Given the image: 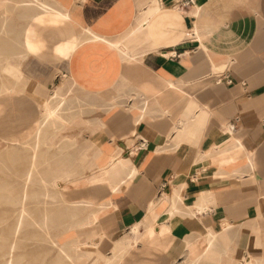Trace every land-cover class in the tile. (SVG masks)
I'll use <instances>...</instances> for the list:
<instances>
[{"label": "crops", "instance_id": "0c3cea01", "mask_svg": "<svg viewBox=\"0 0 264 264\" xmlns=\"http://www.w3.org/2000/svg\"><path fill=\"white\" fill-rule=\"evenodd\" d=\"M75 9L84 33L38 25L45 47L21 71L5 66L25 82L0 93V150L38 142L42 128L50 151L31 173L89 179L60 180V198L76 207L75 224L87 220L77 240L99 239L95 264L135 224L145 233L150 213L165 233L153 264H174L223 232L226 264L247 255L264 264V0H84ZM72 32L80 44L57 56ZM57 86L66 99L45 124ZM100 156L121 161L105 172ZM143 256L128 261L151 264Z\"/></svg>", "mask_w": 264, "mask_h": 264}, {"label": "rangeland", "instance_id": "374dc122", "mask_svg": "<svg viewBox=\"0 0 264 264\" xmlns=\"http://www.w3.org/2000/svg\"><path fill=\"white\" fill-rule=\"evenodd\" d=\"M22 1L27 0H12L13 3L11 4H14L15 6L22 4ZM46 1L52 2L51 0ZM65 1L66 5H68L67 10L69 9L76 20L72 18L66 20L62 25L45 27L50 28L51 31L58 32L59 29L61 30L65 26H77L78 29L76 33H84L81 32L83 31V27L79 22L77 10L75 9V3H80L81 0ZM22 11L23 9H20V7L14 8L11 11L12 14H9V16L11 15L9 18V30L6 33L0 28L1 85L3 83L8 85L17 82V79L4 71V68L6 65L12 63L17 65L18 69L21 71L22 60L25 56L20 55L19 52H25L28 49L27 46L32 47L35 50L40 49L41 47L40 45L30 44V38L24 34L28 25L36 32L40 33V31L38 30L39 24L34 20L28 18L25 19ZM0 12H3L2 8H0ZM69 36L70 37L63 42L64 46H66L63 50L65 56H68V53H70L69 51L71 50L73 39L76 37L80 38V36L75 35V32H72ZM68 43H70L69 46ZM32 53L35 52L28 50L24 54L27 57V55ZM64 55H61V57ZM24 82L25 79L22 78L15 85H22ZM51 84L52 86L54 85V83ZM69 89H71V87ZM60 97L65 101V96H62L61 94ZM70 98H74V96L71 95ZM72 101L74 100L72 99ZM52 128L53 129L47 131V133H58L56 130L57 128L53 126ZM36 144V140L22 145L7 144L6 147L0 150V188L2 187L0 189V264H81L77 260L83 253L80 247H78V240L75 233V227L80 225L79 223L75 224V222H73L76 215V207L74 205L70 207L62 200V198H60L62 196H59L56 192L58 188L55 185H43L36 180V182L31 181L32 183L30 182V184L29 182H24L25 174L28 172L31 173L34 169L35 171L41 170L40 167H42L43 164L42 159L40 158L41 156L39 155L42 150L46 148L45 150L50 151V148H48L49 144L39 142L37 149L35 147ZM58 145L59 144H52L50 147L53 148ZM33 153L36 154L37 158L33 157L35 158L33 159L31 157L34 155ZM34 163L35 165H33ZM33 175L38 177L47 176L48 174ZM67 175L70 176V174H63V176L62 174H58L57 176L62 180ZM49 187L53 189L51 190ZM43 188L48 189L43 190ZM45 193L49 196H44ZM23 194L31 195L30 197L27 196L28 200H26L27 198H23ZM32 194H34L35 197H32ZM3 196L5 201L2 199ZM16 197L18 199H16ZM24 199L26 201H24ZM60 199L62 201H60ZM24 209L27 216H24L25 219L22 222L23 224L18 225V228L17 224L19 223L17 219H19V214ZM12 246L14 247L11 248ZM203 248L204 245L202 240L198 239L195 242L194 247L189 249L188 254L180 256V261L178 260V263H175L195 264V259L200 258L196 264H213L211 262L213 256L206 259V261L202 259ZM95 260L96 259L85 264H95Z\"/></svg>", "mask_w": 264, "mask_h": 264}, {"label": "bare ground", "instance_id": "6f19581e", "mask_svg": "<svg viewBox=\"0 0 264 264\" xmlns=\"http://www.w3.org/2000/svg\"><path fill=\"white\" fill-rule=\"evenodd\" d=\"M19 1V0H18ZM52 2H47L46 0H27V1H22V4H18L12 5L11 3L12 0H0V8L3 9V12H0V28L2 31H4L5 33L9 30V24H10V16L9 14H12V10L14 8H18L20 7V9H23V16L25 17V19H30V20H34L37 24L39 25H44V26H57V25H62L66 22V20L68 19H75V17L72 16V13L69 11V9L67 10V6L66 5V1L65 0H51ZM84 0H81V2ZM80 2V3H81ZM17 4V3H16ZM20 5V6H19ZM22 16V17H23ZM21 17V16H20ZM80 18V17H79ZM158 21V20H157ZM74 22V21H73ZM171 22V21H170ZM81 24V23H80ZM80 26V25H79ZM52 28V27H51ZM86 28V27H85ZM50 29V28H49ZM84 30V28H83ZM85 31V30H84ZM83 32V31H81ZM88 32V30H87ZM169 32V31H166ZM26 36H28L31 40L30 44L33 45H40V49H42V47L45 44V37L40 34L39 32H36L32 27H29L26 29L25 33ZM197 34V33H196ZM18 36V35H17ZM25 36V37H26ZM8 38V36H7ZM19 38V37H18ZM28 38V39H29ZM26 40V39H25ZM27 41V40H26ZM81 38H74L73 42L71 43V50L72 51L77 45L80 44ZM30 42V41H29ZM70 43H68L69 46ZM26 45V44H25ZM24 45V46H25ZM28 49L25 51L27 52L29 51H33L35 53H37L40 49H33L32 47L27 46ZM45 47V46H44ZM66 48V46H64L63 43H61L60 45H57L55 47V54L57 56H61L64 55L65 53H63V50ZM39 48V47H38ZM70 49V48H69ZM120 49V48H119ZM69 51V52H70ZM25 52H19L20 55L25 56L24 54ZM30 53V52H29ZM33 54V53H32ZM69 54V53H68ZM67 55V54H66ZM28 56V55H27ZM65 56V55H64ZM65 83H63L64 85ZM21 88V87H20ZM23 88V87H22ZM7 91V86L1 85L0 86V93L2 92H6ZM81 91V90H80ZM63 92V91H62ZM70 93V92H69ZM61 93H60V87H56V89L53 90V95L51 96V101L55 102L54 105H48V101L45 102V109H44V114L42 113V115H44V120L43 122L45 124H55L58 120V115H59V110H60V106L62 105V103L64 102V99L62 97H60ZM66 99V98H65ZM51 104V102H50ZM62 108V107H61ZM67 113V112H65ZM79 116V115H78ZM77 116V117H78ZM98 116V115H97ZM96 116V117H97ZM42 117V116H41ZM57 120V121H56ZM91 121V120H90ZM72 122V121H71ZM69 122V123H71ZM44 124V125H45ZM94 125V124H93ZM35 126V125H34ZM38 126V125H37ZM62 126V125H61ZM65 126V125H64ZM55 129V128H54ZM35 130V129H34ZM55 131V130H54ZM45 132L43 131L42 128L39 129V131L37 132V136H38V140H40V136L43 135ZM33 135V134H32ZM55 135V134H54ZM52 139V137H51ZM67 140V139H66ZM39 141L37 142V144L35 145L36 149L39 146ZM47 144V143H46ZM32 148V147H31ZM35 149V150H36ZM34 150V149H33ZM37 151V150H36ZM98 152V151H97ZM36 153V152H35ZM34 154V153H33ZM35 158L36 154L33 155ZM64 157V156H63ZM33 158V159H35ZM118 158V157H117ZM66 159V158H65ZM68 159V158H67ZM94 159V158H92ZM99 161V168L100 169H104L105 172H109V170L116 168V164L120 163L121 159L119 160H109L104 161L102 156L97 158ZM95 160V159H94ZM35 161V160H33ZM36 162V161H35ZM95 163V162H94ZM58 164V163H57ZM35 165V163L33 164ZM61 165V164H60ZM74 166V165H73ZM95 166V165H94ZM36 167V166H35ZM35 170V169H34ZM58 171V170H57ZM40 172V171H39ZM53 172V171H52ZM112 172V171H111ZM57 173H50L47 176H34L32 173H27L25 174V180L24 182L27 183L31 181H39L45 185H55L58 190L56 191L59 196H61V190L60 188L63 186V184L61 183L59 176H57ZM63 176V175H62ZM107 176V175H106ZM86 178L85 176H78L75 178H71V174L70 176H66L64 177L65 181L71 180V179H76V178ZM87 179V178H86ZM89 181V179H87ZM35 181V182H36ZM76 181V180H75ZM64 182V181H63ZM32 183V182H31ZM27 185V184H26ZM2 188V187H1ZM0 188V189H1ZM34 188V187H33ZM124 188V187H123ZM27 191V190H26ZM37 191V190H36ZM25 193V192H24ZM37 194V193H34ZM32 194V197L35 195ZM43 194V193H42ZM3 195V194H2ZM31 195V194H30ZM30 195L27 194H23V198H27L26 200H28V197H30ZM41 195V194H39ZM1 196V195H0ZM22 196V195H21ZM28 196V197H27ZM44 196H49L46 193L44 194ZM7 197V196H6ZM15 197V196H14ZM31 197V198H32ZM12 198V197H11ZM164 198V197H163ZM2 199H4V196L2 197ZM10 199V197H9ZM13 199V198H12ZM11 199V200H12ZM16 199H18L16 197ZM24 199V201H26ZM2 201V200H1ZM5 201V199L3 200ZM2 201V202H3ZM10 201V200H9ZM23 201V200H22ZM21 201V202H22ZM172 201V199H171ZM8 202V201H6ZM13 202V201H12ZM157 202V201H156ZM1 203V202H0ZM11 203V201H10ZM15 203V202H14ZM153 203V201H152ZM156 204V203H155ZM150 206V205H149ZM154 206L151 205L149 211H152V208ZM188 209V208H187ZM189 210V209H188ZM206 210V205L200 206L198 208V212ZM175 211V210H174ZM21 212V211H20ZM19 212V213H20ZM27 212V211H26ZM177 212V211H176ZM149 213V212H148ZM195 213V212H193ZM170 214V213H169ZM25 209L19 214V219L18 220V225L23 224L22 222L24 221V216H25ZM94 215V214H93ZM202 215V214H201ZM27 216V215H26ZM91 216V215H90ZM159 216V215H158ZM167 216V215H166ZM91 218V217H90ZM199 218V217H198ZM86 219V217H85ZM90 220V219H89ZM95 220H97L95 218ZM149 224L146 226V232L149 233V236L146 238L144 235L146 234L143 233V231L140 228L139 224H135L133 227H131L127 234L123 237V239L118 242L116 244V246H114V249L112 251L111 256H109V258L107 259V261L105 262V264H131L129 260V257H135V254H137V252H144V256L143 258L145 259H151V264H153L155 262V259L158 257L157 255H155V252H163L165 250V244H164V239H162V236H164V231H159L156 232V222H157V218L154 217V215L152 213H150V217H149ZM87 221V220H83V223ZM159 221V220H158ZM90 222V221H89ZM249 222V221H248ZM82 222L79 223V225L83 224ZM94 223V222H92ZM91 223V224H92ZM166 223V222H165ZM230 223V222H229ZM87 224V223H86ZM85 225V224H84ZM249 225V224H248ZM16 226V228H17ZM162 226V225H161ZM167 226V225H166ZM232 227V226H231ZM19 228V226H18ZM23 228V227H22ZM97 228V227H96ZM222 228V227H221ZM253 228V227H252ZM257 228V227H256ZM98 229V228H97ZM96 229V230H97ZM144 229V228H143ZM227 229V228H226ZM248 229V228H247ZM95 230V231H96ZM100 230V229H99ZM158 231V230H157ZM88 232V231H87ZM102 233V232H101ZM16 235V234H15ZM213 235V236H211ZM98 236V235H97ZM103 235H101L102 237ZM243 236V235H242ZM100 238V237H99ZM217 238H219L220 241L223 242V248L218 249L216 247L217 245ZM92 239V238H91ZM246 239V238H245ZM90 240V239H89ZM244 242V241H243ZM15 243V242H14ZM85 243V242H84ZM232 242L229 240V238L227 237L226 232H223L221 234H215V233H210L209 236L207 237V240H205L204 243V248H203V254H202V259L206 261V259H209L210 257L213 256V260L211 261L213 264H226V261L229 259V254L232 251V248L230 247V244ZM99 244V239H94L90 242H87L86 244H81L78 241V247H80L81 250L84 251V253L78 258V262L81 264H85L88 262H91L92 260L95 259L94 256H91V253L97 249V246ZM115 244V243H114ZM241 244V243H240ZM8 246V245H7ZM14 246H12L11 248H13ZM239 247V246H238ZM10 252V251H9ZM247 252V251H246ZM10 255V253H9ZM94 255V254H93ZM12 258V257H11ZM143 258L139 261H142ZM255 258V257H254ZM260 258V257H259ZM13 259V258H12ZM200 258L195 259V264L198 262ZM253 258L250 257V255H247L245 257H240V259L238 260L237 264H252V260ZM6 260V259H5ZM14 260V259H13ZM261 260V259H260ZM262 261V260H261ZM258 260V264H262V262ZM5 262V261H4ZM229 262V261H228ZM12 263V261H11ZM140 263V262H139ZM178 263V262H177ZM176 264V263H175ZM182 264V263H180Z\"/></svg>", "mask_w": 264, "mask_h": 264}]
</instances>
